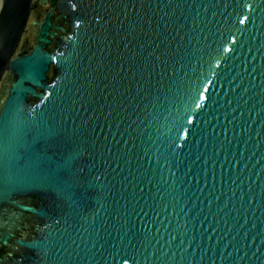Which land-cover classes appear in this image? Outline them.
Segmentation results:
<instances>
[{
    "label": "water",
    "instance_id": "water-1",
    "mask_svg": "<svg viewBox=\"0 0 264 264\" xmlns=\"http://www.w3.org/2000/svg\"><path fill=\"white\" fill-rule=\"evenodd\" d=\"M125 262L264 264V0H0V264Z\"/></svg>",
    "mask_w": 264,
    "mask_h": 264
},
{
    "label": "snow or ice",
    "instance_id": "snow-or-ice-1",
    "mask_svg": "<svg viewBox=\"0 0 264 264\" xmlns=\"http://www.w3.org/2000/svg\"><path fill=\"white\" fill-rule=\"evenodd\" d=\"M245 19H247V18H245ZM244 21H241V23H243ZM200 105L199 104H197V107H199ZM125 264H127V262H125Z\"/></svg>",
    "mask_w": 264,
    "mask_h": 264
}]
</instances>
